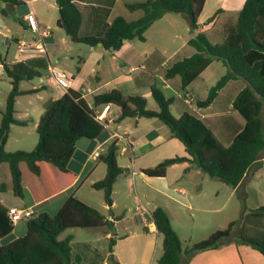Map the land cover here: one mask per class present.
<instances>
[{"label": "trees", "instance_id": "trees-1", "mask_svg": "<svg viewBox=\"0 0 264 264\" xmlns=\"http://www.w3.org/2000/svg\"><path fill=\"white\" fill-rule=\"evenodd\" d=\"M2 1L12 8L24 4L23 0ZM55 2L59 9L58 26L64 29L72 41L90 46L102 44L109 51L121 49L127 40L145 41L146 31L168 12L185 14L192 32L189 44L196 51L171 64L166 69L165 78L180 76L185 93L193 80L214 60L222 61L228 68L227 72L210 88L208 96L198 100L197 104L209 106L230 80L243 78L248 84L239 92L233 104L246 123L237 127L232 140L225 144L194 113L184 111L181 116H175L171 107L174 98L167 97L156 84L151 87V95L158 109L149 108L144 96L125 94L116 88L95 94L90 105L81 91L70 87L41 115L36 127L38 142L35 148L9 152L6 145L11 126L27 125L29 121L16 117L17 98L39 90H24L20 85L24 80L40 76L41 70L23 61H8L0 50V63L12 85L6 105L0 111V169L6 168L10 176L8 182L0 180V189L21 198L30 194V204H40L63 192L69 193L55 213L34 210L28 218L26 233L9 240L6 238L13 232L15 223L9 216L11 208L0 201V264H78L82 254L73 250L71 241L74 236L59 238L65 229L101 227L105 234L114 232L115 221L121 219L123 214L115 215L110 211L106 215L78 198L74 191L78 173L69 166L81 138L95 139L107 133L108 126L99 119L97 112L98 108L101 111L106 104L120 108L117 121L128 117L159 118L170 128L172 135L184 144L188 155L168 157L154 166L141 169L148 176L164 177L173 164L193 162L209 176L237 186L249 167L264 152V0H245L237 22L226 28V38L215 43L210 40L206 30L200 29L199 17L207 0H142L127 3L131 11L140 10L142 15L133 20L122 15L116 16L102 36L80 34L83 16L75 0ZM219 11L221 9L217 14ZM20 22L25 26L22 20ZM120 149L119 140L113 139L97 156L98 161L107 165V172L91 187L103 190L108 204L113 203L114 185L119 176L128 171L119 163ZM250 216L264 217V205L252 210ZM151 217L158 232L163 235V253L158 264H181L184 256L191 257L200 251L217 248L231 239L242 223L248 221V217L243 221L233 220L207 238L186 244L163 206H156ZM245 228L243 226L238 231V240L264 255V233L251 231L246 234L249 230ZM144 230L148 231L147 228ZM115 244L116 238L111 236V262H115Z\"/></svg>", "mask_w": 264, "mask_h": 264}, {"label": "crops", "instance_id": "crops-1", "mask_svg": "<svg viewBox=\"0 0 264 264\" xmlns=\"http://www.w3.org/2000/svg\"><path fill=\"white\" fill-rule=\"evenodd\" d=\"M23 1L24 4L21 6H23L25 10H23L22 21L25 23V14L32 12L38 21L40 29L50 30L53 22L48 19L46 20L44 12L40 10L39 6L45 5L48 11H59L55 0ZM75 2L82 11L83 21L80 28V34L82 35L92 34L102 36L116 16L122 15L129 20H133V18H128L125 12L129 11L131 14L138 12L137 10L131 11L126 6L127 3L136 2V0H75ZM121 3L125 8V12H119V10H117V8L121 6ZM223 10L224 9H221V11ZM138 15L141 16L142 14ZM165 16L166 14L154 22L146 31V41L149 39L152 32L151 30L155 28L154 26H156V24H163L160 28V32L162 33L163 40L168 42L166 26L162 23ZM58 18L56 19V26H58ZM183 18L187 26L190 27L189 18L187 16ZM58 27L61 28L60 26ZM200 29L206 30L201 24ZM1 32L0 36L4 38L8 47L7 55L9 54V47H11L12 44L15 45V52L13 53L14 59L10 58L9 61H23L33 65L36 69L41 70V75L38 77H40L41 80H43L44 77V80H46L45 83L42 82V84L38 86L26 88L39 89L32 93H35L41 105V107L38 108L39 119L51 103L66 91V89L60 87L51 76L48 66L53 65L65 71L72 78L71 88L81 91L90 105L93 104V97L95 94L114 88L121 90L125 94L142 95L149 103L148 96L151 95V87L153 84H156L162 88L167 97L174 98L171 107L175 116H181L184 111L194 113L203 119L225 144H229L232 140L235 129L244 126L246 123L245 118L234 108L233 104L239 92L248 84L243 78L230 80L219 91L218 96L209 106L201 107L197 104L198 100H203L208 96L210 88L227 72L228 68L222 61L214 60L193 80L185 93L182 91L180 76H175L171 79L165 78L166 69L171 64L195 53L196 49L189 44L191 36L181 43L180 46H177L173 52L174 54L185 44H189L190 47H185L184 49L186 53L185 56L173 62H168L170 57L167 56L166 49L161 50L159 48H154L148 51L141 50L132 43L133 40L124 42L122 48L116 51L117 53H115V56L117 58L114 60L106 59V53L109 50L105 49V52H102L100 47L96 49V46L90 45L92 49L87 56H78V59H75L76 56L71 54L72 48H65L64 46L66 39L57 35L54 30H50L49 35L45 36L41 42L38 39V33L32 31L31 38L27 41L42 43L45 51L38 53L34 57L21 56L17 46V40L21 38L19 34L16 33L10 36L3 30ZM207 33L211 40L208 30ZM174 37L177 39L181 38L182 35L175 32ZM171 55L172 54H170V56ZM62 56H64L63 59L61 58ZM119 56L121 58H119ZM57 60H59V62H57ZM76 60L77 63L75 64ZM161 67L162 70H160ZM0 70H3V65L1 63ZM134 71L137 72L130 76L129 73ZM42 89L50 91L49 94L43 93ZM168 90H171L172 95L167 94ZM4 107L5 106H0V111L3 110ZM114 107L115 105L111 104L107 112V133L95 139L81 138L77 142L76 151L69 166L78 173V180L74 187H77L79 181H88L89 184L92 185L93 182L102 179L107 172V165L105 164V174L101 178L91 181L90 178L98 166L92 163V159L97 160L98 154L106 147L109 141L118 139L121 145L118 156L119 163L128 169L126 172L134 178L141 172L143 174L142 180L145 181L148 186H151L150 180L154 182L152 187L157 193L152 199L147 200V204L139 197L134 201L135 216L138 224L137 230H141L143 234H145V238L141 239L143 244H145V246L141 248L143 261L139 264H158V259L163 253V235L158 232L151 217V212L156 206H163L168 211L173 226L182 241L187 239L184 240L186 244L197 241L195 240L196 238H193L194 236L190 235H196L199 231H212L209 229L215 221H218L220 225H228L231 221L238 220L237 215H241V219L248 217V222L245 224L242 223L241 228L246 226V230L264 233V217L250 216L252 210L264 205V152L260 158L249 167L244 178L237 186H232L220 180L216 189L213 190V193L209 197V194L202 185L203 183L194 182V180L204 181L208 178L207 176H209L196 163L182 162L173 164L168 168L167 174L164 177H152L144 174L141 169L154 166L168 157L177 155L186 156L188 152L184 144L172 135L170 128L159 118L128 117L131 120H135L130 121V123L126 121L127 118L117 121L116 119L119 116L120 108L116 111ZM151 109H158V105L156 108ZM99 110L100 108L97 109V112H99ZM24 115L25 117H32L34 121V115H32L30 110H27ZM262 115L264 118V106ZM1 117L2 115L0 112V121ZM143 119L147 120L143 121ZM36 123L38 124V122ZM14 126L24 125H12L10 137ZM137 153H139V156ZM155 155L158 156V158L151 163L150 156L155 157ZM123 157H125L126 162L128 161L126 164L121 162L124 160ZM140 157L143 158V160L139 162ZM120 176H122V174ZM0 197V201L9 208H21L16 201L13 199L10 200V197L3 195ZM233 198H238L236 201L238 204L235 202L233 208H227V202ZM92 201L93 202H85L98 208L103 213L105 212L102 209L108 208L109 213H105L106 215H109L110 211H113L112 207H117L116 200H114L112 204L104 203L102 205L96 204L100 203L99 201ZM137 201H140L142 204L140 210H137ZM43 203L28 204L25 207H38ZM60 205L57 207V210ZM188 210H195L199 217L195 218L192 215L188 217ZM141 211L145 213V216L141 215ZM205 212L208 214H203ZM210 212L212 214L217 212L218 214L211 215L209 214ZM113 213L115 215L123 214V217L125 215L124 212L115 213L113 211ZM121 219L115 221L114 232H112V234H106L107 237L112 236L116 238L115 245H117L118 238L126 237L116 233V224L121 221ZM175 219L178 221L177 224ZM144 228H147L148 231L146 232ZM239 228L234 231L231 239L225 241L219 247L200 251L191 257L184 256L181 264H264V255L262 253L254 249L251 245L242 243L238 240V231L241 229ZM26 229L27 226L23 230L24 234L26 233ZM208 233L211 234L212 232ZM20 235L21 234L14 235L13 238L19 237ZM81 247L83 248L81 252L82 260L78 264H123L118 254L115 253V248L113 250L115 262H111L109 260V251L101 254V250L91 242H84ZM144 252H146L145 257Z\"/></svg>", "mask_w": 264, "mask_h": 264}, {"label": "rangeland", "instance_id": "rangeland-1", "mask_svg": "<svg viewBox=\"0 0 264 264\" xmlns=\"http://www.w3.org/2000/svg\"><path fill=\"white\" fill-rule=\"evenodd\" d=\"M129 1H135V0H129ZM244 2L245 0H207L206 5L199 17V23L206 29V31L208 30V32H210V37L213 42L214 41L221 42L222 40H224L226 34L225 33L226 28L229 25L235 24L237 22L239 11L243 7ZM39 7L40 10H43L44 17L46 18V20L48 19L49 21L53 22V25L50 30H54V32L57 35L64 37L66 39V43L64 42V46L65 48L67 47L72 48L71 54L73 56H76L75 59H78V56H87L90 53L92 48L88 44L72 41L71 38L65 33L64 29L56 26V19L59 17V11L56 10L48 11L45 5H41ZM219 9H224V10L219 11V13L217 14V11ZM23 10H25L23 6H16L14 8L8 7L5 2L0 0V24L3 27L2 30L8 33L10 36L18 33L21 38L25 40H29L31 38L30 36L32 34V31L27 24L28 22L25 21L26 23L25 26L22 25L20 22V20H22ZM117 10H119V12H125V8L122 3L121 6L117 8ZM137 11L138 12L135 14H131L129 11H126L125 13L127 14L128 18L135 19L140 16L138 14H142V11L139 10ZM184 16L186 17V15L183 13H173V12L166 13V16L164 17L162 23H164V25L166 26L168 42L163 40L162 33L160 32V28L162 27L163 24H156V26H154L155 28L151 30L152 32L147 41L134 39L132 43L135 44L141 50H145V51L154 48H159L161 50L166 49L167 56L170 57L168 62H173L174 60L182 56H185L186 53L184 49L185 47H190L189 44H185L178 51H176V53L173 54L177 46H180V44L183 43L189 36H192L190 27L187 26L186 22H184V18H183ZM212 17H214L213 20H210ZM175 32L180 33L182 37L175 39L174 37ZM0 50L2 51V53L7 58L8 61L10 60V58L14 59L13 53L15 52V45L12 44L11 47H9V54L7 55L8 47L2 36H0ZM115 53L117 52L108 51L106 53V59H111V60L116 59L117 57L115 56ZM170 54L172 55L170 56ZM61 58L63 59L64 56H62ZM119 58L121 57L119 56ZM57 62H59V60H57ZM76 63L77 60L75 64ZM160 70H162V67ZM136 72L137 71L129 73V75L131 76V74H135ZM44 79L45 78L43 77V80H41L40 77L36 76L34 77V79L22 81L20 87L23 89L32 88L33 86H38L42 84V82L45 83L46 80ZM10 89H11L10 78L7 76V74H5L4 70L2 71L0 70V106L1 107L5 106L6 104V99ZM42 91L45 94H49L50 92L46 89L44 90L42 89ZM167 94L172 95L171 90H168ZM148 97H149L148 107L156 108L158 105L157 102L153 99L151 95ZM39 107H41V105L39 104V100L37 99L35 93L34 94L28 93L18 96L16 102V110H17L16 117H20L21 119L28 118L29 121L27 125L14 126L13 131L11 133V137L6 145L7 151L9 152H13L16 150L30 151L35 148L38 142L36 122H38L37 120H39V113H38ZM114 109L118 111L119 107L115 105ZM27 110H30L32 115H34V121L32 117H25L24 113ZM134 120L135 119L131 120L130 118H127L126 121H129L128 123H130V121H134ZM145 120L147 119H143V121ZM137 155L139 156V153H137ZM123 158L124 160H122L121 162L126 164L128 161L126 162L125 157ZM156 158H158V156L156 155L155 157L150 156V160H151L150 162L151 163L154 162ZM141 160H143V158L140 157L139 162ZM92 163L94 165L97 164L98 166L90 178L91 181L101 178L106 171V166L104 162L92 159ZM139 175L135 176L134 178L127 172H125V174H122V176H120V178L117 180L114 186L115 190L112 196L113 201L116 200L117 202V207L116 208L112 207L113 211L115 213H123V212L125 213L121 221L117 222L116 224V233L126 237L118 238L117 245L113 246L115 248V253L118 254L119 259L123 264H139L140 262L143 261V257L141 256V248L142 246H145V244H143V241L141 239L145 238V234H143L141 230H137L138 224L135 216L134 201L136 198L139 197L145 204H147V200L152 199L153 196H155V194L157 193L152 187L154 185V182L150 180L151 186H148L145 183V181L142 180L143 174L140 172ZM207 177L208 178L205 179L204 181L194 180V182L203 183L202 185L210 197V195L213 193V190L216 189L217 184L220 182V179L213 178L211 176H207ZM135 179L137 184L135 183ZM0 180L6 182L10 180L8 170L6 168L0 169ZM74 191L75 194L78 196V198H80L81 200H85L87 202H93L92 200H94L95 202L99 201L100 203H96V204H100V205L104 203L107 204L104 196V191L92 188L88 181L87 182L79 181L77 187L74 188ZM68 194L69 193H62L53 200H50L48 202L46 201L45 203L41 204L38 207L37 206L32 207V209L37 211L46 210L50 213H55L57 207L61 204V202ZM2 195L6 197H10L11 198L10 200L13 199L14 201H16L19 204V206H21V208H25V206H27L32 202V197L30 196V194L26 195L24 198H21L15 196L12 192H6L0 189V196ZM237 200L238 198H233L232 200L228 201L226 207L233 208V205ZM236 203L238 204V202ZM102 210L107 214L109 213L108 208ZM203 214L207 215L208 213L205 212ZM209 214L217 215L218 213L216 212L212 214L210 212ZM191 215L195 218L199 217L197 216L198 214L195 210H188L187 216L190 217ZM237 216L239 221L244 220L243 218L242 219L240 218L241 215H237ZM27 221L28 218L26 217L18 220L15 223V228L13 232L6 239L7 240L12 239L14 235L17 234H21L20 236H22L24 234L23 230L27 226ZM177 222L178 221L176 220V224ZM226 226L227 225H220L218 221H215L212 227L209 229L212 231H205V232L199 231L198 234L190 235V236H194L193 238H196L195 240L200 241L202 239L207 238L210 235V233L208 232H214L218 229H223ZM250 232L251 231H246V234ZM68 235L74 236L73 240L71 241L74 252L81 253L83 251L81 245L84 242H91L94 245H96L101 250V254L103 252L109 251L110 237L106 236L104 232V228L70 227L65 229L59 235V238L63 239ZM184 240L183 242H185ZM145 255L146 252H144V257Z\"/></svg>", "mask_w": 264, "mask_h": 264}, {"label": "built area", "instance_id": "built-area-1", "mask_svg": "<svg viewBox=\"0 0 264 264\" xmlns=\"http://www.w3.org/2000/svg\"><path fill=\"white\" fill-rule=\"evenodd\" d=\"M25 20L28 22L29 28L38 33V39L41 42L45 36L49 35L50 31L46 29H40L38 21L36 20L35 15L32 12H28L25 14ZM3 27L0 24V33H2ZM17 46L19 50V54L21 56H29V57H34L38 53L44 52V46L42 43H36V42H30L27 41L23 38H20L17 40ZM48 70L53 77L54 81L63 89H68L72 85V78L63 70L58 69L56 66L49 65ZM111 104H106L105 107L98 112V117L100 120L104 121L105 124L106 120L108 118L107 112L110 109ZM108 126V125H107ZM123 137V136H121ZM137 204V210H140L142 208V204L140 201L136 202ZM34 210L32 207H25V208H12L9 211V216L11 220L16 223L18 220L26 217L29 218L32 216ZM142 216H145V213L143 211Z\"/></svg>", "mask_w": 264, "mask_h": 264}, {"label": "water", "instance_id": "water-1", "mask_svg": "<svg viewBox=\"0 0 264 264\" xmlns=\"http://www.w3.org/2000/svg\"><path fill=\"white\" fill-rule=\"evenodd\" d=\"M97 47H100L101 48V51L102 52H105V48H104V46L102 44L96 45V49H97Z\"/></svg>", "mask_w": 264, "mask_h": 264}]
</instances>
